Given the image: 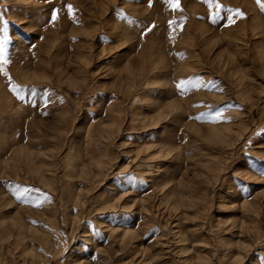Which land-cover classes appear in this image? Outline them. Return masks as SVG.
<instances>
[{
    "label": "rangeland",
    "instance_id": "obj_1",
    "mask_svg": "<svg viewBox=\"0 0 264 264\" xmlns=\"http://www.w3.org/2000/svg\"><path fill=\"white\" fill-rule=\"evenodd\" d=\"M215 2L0 0V264H264V0Z\"/></svg>",
    "mask_w": 264,
    "mask_h": 264
},
{
    "label": "snow or ice",
    "instance_id": "obj_2",
    "mask_svg": "<svg viewBox=\"0 0 264 264\" xmlns=\"http://www.w3.org/2000/svg\"><path fill=\"white\" fill-rule=\"evenodd\" d=\"M206 2L209 4L210 7L216 8V9H221V5L219 3H216L215 0H206ZM258 3H261V0H257ZM170 3L174 6V7H179V0H170ZM262 7H264V4H261ZM69 8L71 9V6H69ZM231 11V10H229ZM217 14L214 13L213 14V18H215ZM237 15H240L241 17H243V13L242 12H237ZM57 19V13L54 11L52 14V20L55 21ZM229 21L232 22V17L229 16L228 17ZM151 30V29H150ZM6 40V38H5ZM3 43L4 41H0V59H2V49H3ZM2 70V69H0ZM183 83V82H182ZM18 86H13V90L15 91L17 89ZM217 115H219V113H217Z\"/></svg>",
    "mask_w": 264,
    "mask_h": 264
}]
</instances>
